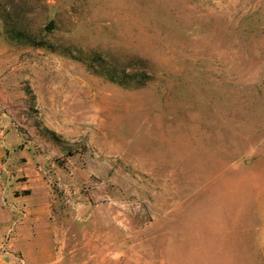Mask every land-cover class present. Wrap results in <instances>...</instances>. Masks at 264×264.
<instances>
[{
  "label": "rangeland",
  "instance_id": "374dc122",
  "mask_svg": "<svg viewBox=\"0 0 264 264\" xmlns=\"http://www.w3.org/2000/svg\"><path fill=\"white\" fill-rule=\"evenodd\" d=\"M0 264H264V0H0Z\"/></svg>",
  "mask_w": 264,
  "mask_h": 264
}]
</instances>
